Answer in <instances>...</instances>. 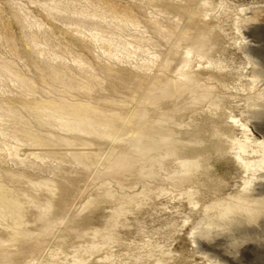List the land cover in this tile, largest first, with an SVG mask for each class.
Here are the masks:
<instances>
[{
  "label": "rangeland",
  "instance_id": "1",
  "mask_svg": "<svg viewBox=\"0 0 264 264\" xmlns=\"http://www.w3.org/2000/svg\"><path fill=\"white\" fill-rule=\"evenodd\" d=\"M263 91L264 0H0V264H264V213L217 226L246 180L264 199L234 144L260 161ZM141 110L172 117L148 129L159 162L114 169ZM75 112L117 129L60 127Z\"/></svg>",
  "mask_w": 264,
  "mask_h": 264
},
{
  "label": "bare ground",
  "instance_id": "2",
  "mask_svg": "<svg viewBox=\"0 0 264 264\" xmlns=\"http://www.w3.org/2000/svg\"><path fill=\"white\" fill-rule=\"evenodd\" d=\"M200 40V39H199ZM203 42V41H202ZM194 43V42H193ZM203 43L201 42H196L193 45L191 44V46L186 50V52L184 53V60H183V64L181 65V69H180V73H182L184 75V79L186 81H191L195 75V72L192 71L189 72L186 69H189L187 67H189V65L191 64V55L192 54H197L200 55L201 57H205V53H203L202 49H203ZM212 53V52H211ZM193 62V61H192ZM186 68V69H185ZM198 74V73H196ZM182 75V76H183ZM201 76V75H200ZM254 83H256V81L258 79H260L262 77V73L261 71H259L258 73H256L254 75ZM199 77V76H198ZM194 79H196L194 77ZM168 82V81H167ZM195 82V81H194ZM182 83V82H181ZM186 85V84H185ZM165 87V86H164ZM167 91V89L163 88L160 90L159 94L163 95L165 92ZM171 91V90H170ZM169 91V92H170ZM175 91V90H174ZM201 91V90H200ZM199 92V91H198ZM264 92V91H263ZM261 93V92H260ZM196 94V93H195ZM206 93H202L201 94V98L204 97V99L207 97L205 95ZM167 95V94H166ZM208 95V94H207ZM264 93L259 94L260 97H263ZM159 96V95H158ZM157 96V97H158ZM190 96V95H189ZM194 96V94H193ZM206 96V97H205ZM155 97V98H157ZM153 98V99H155ZM196 98V97H195ZM151 100H153L152 98H150ZM158 99V98H157ZM195 102V101H194ZM193 103V101L191 102V104ZM153 104V103H152ZM151 105V104H150ZM262 106V105H261ZM178 108V107H177ZM182 109V108H181ZM187 109V108H186ZM60 110V109H59ZM62 110V109H61ZM179 110V109H178ZM57 112V111H56ZM61 112V113H60ZM59 113L62 115L63 111H60ZM70 112V111H69ZM139 113V112H138ZM76 117V121L74 123H70L65 121L63 118L64 117H59L58 121H59V125L60 127H62L63 129H65L66 131H74V132H84V133H95L98 135H113L112 133L114 132L115 129H117V124H116V120L114 119V117H108V118H96V119H87L85 117L82 116V114H80L79 112H75L73 113ZM146 111L145 110H141L139 114H137L138 116L131 122L128 124L127 128L125 126V131L130 132L132 130H134L135 128H140L138 129L139 131L137 132V137L134 136L132 138L133 139V144L132 147L130 149V153L127 152L126 155H123L120 159L118 160H114L113 161V165L116 169V166H118L117 168H128L130 165H132L135 160L137 159V161L141 160V161H151L152 162H159L158 160L156 161L155 159H151L152 156H150L151 154V149H155V146L152 145V143L150 144V142H146V138L148 136V129L149 127H153L154 129H161L160 125H162L163 121H167L170 120L172 117H168L167 115L163 118H161V122L158 121V123H161L160 125H155V126H143V121L146 117ZM260 115L264 114V112L259 113ZM59 115V114H58ZM69 115V114H68ZM172 115V114H171ZM97 117H99V115H97ZM104 117V116H103ZM89 118V117H88ZM163 120V121H162ZM175 120V119H174ZM70 121V120H68ZM172 121V120H171ZM238 122V121H237ZM58 123V122H57ZM146 123V122H145ZM151 124V123H150ZM157 124V123H156ZM164 125V124H163ZM242 125V124H241ZM243 126V125H242ZM165 128V127H164ZM165 130V129H164ZM116 131V130H115ZM121 131V130H120ZM123 131V130H122ZM136 131V129H135ZM166 131V130H165ZM147 132V133H146ZM118 133V132H117ZM121 133V132H120ZM124 133V132H123ZM168 133V132H166ZM126 134V133H124ZM131 134V133H130ZM133 134V133H132ZM170 134V133H169ZM118 135V134H117ZM123 135V134H122ZM156 135V134H155ZM160 135V134H158ZM133 136V135H132ZM167 136V135H166ZM165 136V137H166ZM125 137V136H124ZM172 137V136H171ZM150 138V137H149ZM61 139V138H60ZM63 139V138H62ZM152 139V138H151ZM160 139H161V135H160ZM159 139V140H160ZM163 140L164 137L162 138ZM248 139V138H247ZM246 139V140H247ZM158 140V139H157ZM194 140V139H193ZM63 142H65L68 145H71V141L67 140V139H63ZM162 140H160L159 142H161ZM163 142V141H162ZM158 142H155V144ZM169 143V142H168ZM249 143V142H248ZM246 143L245 141H239L237 140L236 143H234L236 145V150L237 152L235 153L236 159L240 162V164H242V166L245 168L246 171H249L252 167H256L258 169L259 172H263L264 171V146H263V150H262V155H261V159L260 161H258L257 163L253 164L251 162H248V160H245L244 158V154L246 152H248V148L249 146L252 144ZM154 144V145H155ZM159 145V144H158ZM157 145V146H158ZM233 145V144H232ZM170 146V145H169ZM157 148V147H156ZM159 148V147H158ZM170 149V148H169ZM168 151L170 152H174V150L170 149ZM164 150V149H162ZM165 151V150H164ZM234 151V150H233ZM160 152V151H159ZM169 152V154H170ZM161 153V152H160ZM158 153V154H160ZM125 154V153H124ZM156 154V153H155ZM163 154V153H162ZM161 154V155H162ZM174 154V153H173ZM154 156V155H153ZM159 156V155H158ZM116 158V157H115ZM153 158V157H152ZM156 158V156L154 157ZM157 159V158H156ZM187 162V161H186ZM190 162V161H189ZM137 163V162H136ZM159 164V163H158ZM197 164V162H190L188 163L187 167H188V172H189V167L192 165ZM160 165V164H159ZM162 165V164H161ZM111 169V168H109ZM111 169V170H114ZM187 169V168H186ZM185 169V171L187 172V170ZM118 170V169H117ZM119 171V170H118ZM117 171V172H118ZM125 171V170H124ZM111 172V171H110ZM113 172V171H112ZM185 173V172H184ZM156 174V173H155ZM115 175V174H114ZM189 177V176H188ZM250 181L246 180L244 182V186L242 187V190L240 191V193H238L235 197H232L231 199H228L225 203H221L220 204V211H219V218H220V224L217 226L220 227L223 230H226L228 228L229 225H234L236 227H240L241 225H243L245 222L248 221H256L260 215L262 213H264V199H256L253 198V192L252 189L250 188ZM252 187V186H251ZM53 190L51 188H49V191ZM257 195V194H256ZM49 205V204H48ZM47 205V206H48ZM10 209L14 208L13 205L10 203L9 204ZM50 207V206H49ZM47 211H41L40 215L41 216H46ZM44 219V218H43ZM217 223V222H216ZM208 228V227H207ZM213 229V228H212ZM95 248V247H94ZM97 248L94 249V251ZM93 251V252H94ZM78 262V261H77Z\"/></svg>",
  "mask_w": 264,
  "mask_h": 264
}]
</instances>
